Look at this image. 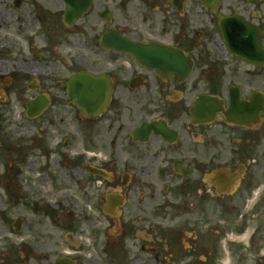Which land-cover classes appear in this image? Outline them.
I'll return each mask as SVG.
<instances>
[{"label": "flooded vegetation", "instance_id": "flooded-vegetation-1", "mask_svg": "<svg viewBox=\"0 0 264 264\" xmlns=\"http://www.w3.org/2000/svg\"><path fill=\"white\" fill-rule=\"evenodd\" d=\"M25 1L14 0V5ZM87 1L68 28L62 20L66 0H53L56 10L45 13L61 20L67 31L84 18L91 20L83 24L81 44L88 54L81 66L64 62L53 73H30L29 81L27 69L14 73L19 75L14 87L33 92L27 100L50 98L39 116L51 126L53 118L64 121L55 110L45 113L54 96L51 88L75 108L66 97L72 73L105 74L111 84L104 110L90 116L77 108L71 112L83 138L70 157L73 188L61 185L57 207L65 200L74 206L50 264H92L91 259L98 264H205L208 243L216 257L206 264L222 259L215 244L232 249L234 261L260 259L241 247L264 236L258 223L247 232V219L222 226L216 219L249 214L243 202L254 191L250 215L257 219L264 212V0H223L216 12L196 0H140L134 13L120 16L128 23L119 21L115 1ZM218 12L226 16L228 47L218 31ZM246 24L252 33L242 31ZM115 31L134 42L180 50L191 60V71L158 74L127 54L101 47L100 37ZM237 52H249L258 64ZM222 55H227L223 68ZM8 78L10 86L13 78ZM76 193L83 205L70 197ZM244 231L245 241L226 236ZM217 234L226 242L220 244Z\"/></svg>", "mask_w": 264, "mask_h": 264}, {"label": "rangeland", "instance_id": "rangeland-1", "mask_svg": "<svg viewBox=\"0 0 264 264\" xmlns=\"http://www.w3.org/2000/svg\"><path fill=\"white\" fill-rule=\"evenodd\" d=\"M113 1L119 6L118 17L122 23L128 22L120 16L134 13L135 3L140 2L111 0L113 4ZM30 2L15 6L14 0H0V264H50L55 257L56 244L63 234L61 229L70 221L67 219V212L71 210L69 206H74L65 200L57 207V202L63 199L60 188L61 185L71 190L73 188L68 179V175L73 173L70 157L74 156L83 138V127L75 122V115H71L72 111L76 113V108L62 102L58 89H50L54 96L45 113L50 114L55 110L60 116L63 114L64 121L53 118L56 124L51 126L52 120L50 125H46L48 122L42 116L25 117V102L33 92L24 86L14 87L13 84L19 76L15 77L14 73L21 74L26 69L29 71L26 80L29 81L30 73L35 74L37 70L39 73L48 70L53 73L52 69L61 68L64 62L71 64V68L81 66L88 54L81 44L82 31L86 29L83 24L90 25L91 20L84 18L67 31L58 18L56 20L53 16L56 22L49 16L45 18L46 12L56 10L57 4L54 5L53 0H36L31 5ZM220 59L223 68L227 59L223 55ZM8 72L11 74L8 75ZM8 77L13 78L10 86ZM62 142L66 145H61ZM74 195L77 196L70 197L76 200L75 203L82 204L83 197L78 193ZM252 197L249 194L243 202L249 214L242 217L234 213L226 219L218 216L216 220L219 226L230 223L239 225L247 219V232L258 223L260 231L264 233V212L257 219L250 215L254 210H250L255 201ZM19 219L21 225L16 231L14 225ZM53 219L56 220L55 227ZM211 220L213 222L215 218ZM247 232H229L226 236L245 241ZM217 235L220 244L226 242L227 238L223 237L220 241L221 235ZM256 239L254 244L249 243L251 246L241 247L242 252L259 255L260 259L234 261L230 254L232 249L224 245L225 248L220 251L223 258L216 259L215 263L223 264L231 258L229 264H264V236H256ZM205 245L210 250H203L206 264L216 256L212 245ZM215 246L218 253L219 248L217 244ZM90 262L98 264L95 259ZM102 263L105 262L102 260Z\"/></svg>", "mask_w": 264, "mask_h": 264}, {"label": "water", "instance_id": "water-1", "mask_svg": "<svg viewBox=\"0 0 264 264\" xmlns=\"http://www.w3.org/2000/svg\"><path fill=\"white\" fill-rule=\"evenodd\" d=\"M200 1L204 2L211 9H215L221 3V0ZM66 3L67 10L63 16V20L64 24L68 26L83 13V9H87L86 7L89 2L86 0L77 4V0H66ZM218 24L221 35H223L226 42L228 35L225 18L220 17ZM99 40L102 47L126 52L147 68H154L158 74L162 73V71L183 72L184 74L190 71L191 61L185 58L182 53L172 48H163L153 44L144 45L139 42L134 43L126 37L120 36L117 32L103 34ZM260 53L264 57V51L260 50ZM67 86L68 100L73 102L84 115L99 113L105 108L110 99L111 84H109V78L105 75H96L88 71L74 73ZM47 102L48 99L45 97H38V99L29 101L27 103L26 114L30 116L38 115Z\"/></svg>", "mask_w": 264, "mask_h": 264}]
</instances>
